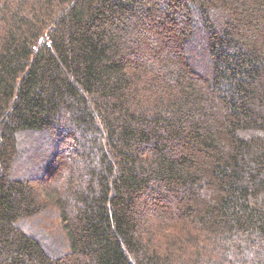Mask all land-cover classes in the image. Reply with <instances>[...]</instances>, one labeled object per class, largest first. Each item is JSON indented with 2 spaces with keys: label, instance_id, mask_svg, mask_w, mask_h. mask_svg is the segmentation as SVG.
<instances>
[{
  "label": "trees",
  "instance_id": "16d2710c",
  "mask_svg": "<svg viewBox=\"0 0 264 264\" xmlns=\"http://www.w3.org/2000/svg\"><path fill=\"white\" fill-rule=\"evenodd\" d=\"M0 264H264V0H0Z\"/></svg>",
  "mask_w": 264,
  "mask_h": 264
}]
</instances>
